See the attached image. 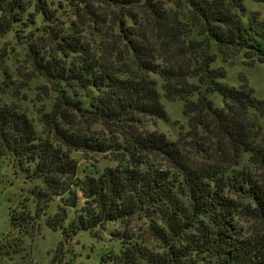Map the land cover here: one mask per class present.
<instances>
[{
  "label": "clouds",
  "instance_id": "obj_1",
  "mask_svg": "<svg viewBox=\"0 0 264 264\" xmlns=\"http://www.w3.org/2000/svg\"><path fill=\"white\" fill-rule=\"evenodd\" d=\"M0 264H264V0H0Z\"/></svg>",
  "mask_w": 264,
  "mask_h": 264
}]
</instances>
